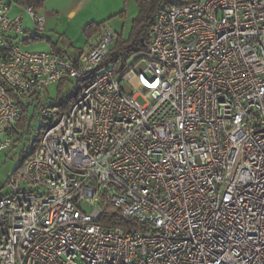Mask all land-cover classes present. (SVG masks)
<instances>
[{"label":"built area","instance_id":"built-area-1","mask_svg":"<svg viewBox=\"0 0 264 264\" xmlns=\"http://www.w3.org/2000/svg\"><path fill=\"white\" fill-rule=\"evenodd\" d=\"M11 7L0 0V155L26 110L44 124L0 189V264H264V0L166 8L143 70L120 74L104 67L108 25L74 56L24 50L46 20L27 6L32 32Z\"/></svg>","mask_w":264,"mask_h":264},{"label":"rangeland","instance_id":"rangeland-1","mask_svg":"<svg viewBox=\"0 0 264 264\" xmlns=\"http://www.w3.org/2000/svg\"><path fill=\"white\" fill-rule=\"evenodd\" d=\"M12 7L10 16L14 17L24 14V27L34 32L33 23L25 8L18 4L16 0H11ZM44 12L41 14L47 21L46 30L39 34L37 40L31 39L28 44L20 42L24 50L47 51L52 50V43L58 44L65 54L73 56L86 46L89 37L85 33V26L90 23L95 25H108L116 34L127 39L131 33L134 19L139 15L137 0H46ZM74 12L73 15H70ZM25 36L20 37L23 40ZM43 37V39H41ZM51 39L52 42H49ZM72 45L74 47H72ZM145 52H135L128 59V66L136 63L135 71L143 70L145 63L142 61ZM125 83L123 82V85ZM127 92L132 93L131 87L124 85ZM73 84L65 83L61 88L58 85L50 87L48 103L52 100L58 101L66 95ZM143 103V100L139 98ZM33 110L28 113L29 119L33 117ZM41 116L35 117L30 128L20 130V134L25 133V138L16 135L13 146L0 155V188L6 183L8 176L20 166V158L29 153L36 140L37 132L43 126ZM8 188L2 189L7 192Z\"/></svg>","mask_w":264,"mask_h":264},{"label":"trees","instance_id":"trees-1","mask_svg":"<svg viewBox=\"0 0 264 264\" xmlns=\"http://www.w3.org/2000/svg\"><path fill=\"white\" fill-rule=\"evenodd\" d=\"M194 1L197 0H137L139 6V15L133 21L131 33L127 39H124L119 35V40L112 49L109 58L104 63V67H109L115 74L124 72L128 67V59L132 54L135 52L146 53L149 50L153 27L158 14L168 7L190 4ZM17 3L23 7L31 6L37 13L43 8V0H17ZM101 26L102 25L90 23L85 26L84 31L88 37H91L93 34L100 31ZM38 38H40L39 35L36 36L34 40H37ZM56 52L64 53L60 51ZM65 83L66 80L62 81L59 87L61 88ZM63 100V97L59 99V101L62 103ZM68 103L69 101H65L64 105ZM33 119L35 118L32 117L29 119L28 111L26 110L23 119L17 125V129L24 131L27 128H30V123L33 121ZM41 132L42 129L37 132V137L33 143L32 152H34L37 148ZM20 135L23 137L25 133ZM29 157L30 156H23L21 158L20 166H23ZM111 221V223L118 226H126L128 224L125 219L118 217H113Z\"/></svg>","mask_w":264,"mask_h":264},{"label":"crops","instance_id":"crops-1","mask_svg":"<svg viewBox=\"0 0 264 264\" xmlns=\"http://www.w3.org/2000/svg\"><path fill=\"white\" fill-rule=\"evenodd\" d=\"M16 1H17V0H16ZM9 2L12 4L11 0H9ZM45 5H46V0H43V8H45ZM43 12H44V10L41 9L38 13H39V14H42ZM73 14H74V12H71V13H70V15H73ZM46 24H47V21H46ZM45 30H46V29H45ZM41 39H43V37H42ZM48 41H49V42H52L51 39H48ZM51 46H52V50H50V51H60V52H64L62 49H60V47L58 46V44L52 43ZM72 47H74V46L72 45ZM76 54H77V53L74 52L73 56L76 55ZM71 56H72V55H71ZM0 189H1V190L4 189V186L1 187Z\"/></svg>","mask_w":264,"mask_h":264}]
</instances>
